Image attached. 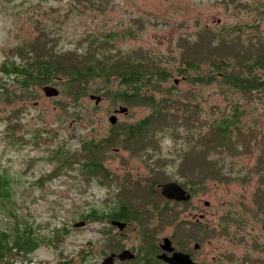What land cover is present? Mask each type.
I'll use <instances>...</instances> for the list:
<instances>
[{
  "label": "rangeland",
  "instance_id": "374dc122",
  "mask_svg": "<svg viewBox=\"0 0 264 264\" xmlns=\"http://www.w3.org/2000/svg\"><path fill=\"white\" fill-rule=\"evenodd\" d=\"M232 1L240 4L234 8L217 0H111L104 13L91 11L73 14L66 17L62 24L55 23L60 18L58 15L43 17L40 14L54 5L65 11L67 6L62 2L0 0V66L12 56V49L36 34V23L39 26L59 24V28L52 32L57 34L56 46L64 50L75 47L78 53L91 46L93 41L103 38L104 34L113 32L116 37L110 48L121 53L132 52L139 57L153 54L166 63L170 72L177 69L180 57L177 50H183L184 45L186 51L196 54L204 72L208 71L210 55L230 58L235 65L236 59L244 58L246 51L240 33L245 30L246 35L253 39L263 38L264 18L259 28L254 29L256 15L242 6L248 0ZM262 5L261 12L264 14V0ZM217 32L221 34L217 35L221 39L218 42L217 37L212 36ZM179 36L194 38L193 45H189L187 39L179 40ZM212 42H216V46ZM4 74L3 70L0 71V92L4 87L16 88V82ZM171 74L169 82L163 87L179 93L182 100L191 98L194 106L204 110L200 118L210 119L218 114L219 107L225 105L214 83L201 87L181 84L178 88L173 81L181 77H177L176 73ZM55 87L61 92L57 97L47 98L43 92H39L40 97L32 102L22 100L13 104L6 101V95H0V166L12 179L14 204L19 213L32 216L39 224L40 236L52 240L50 245L36 250L34 257L46 260L47 264H56L61 255L64 259L74 260L76 264H99L100 237L96 220L86 223L83 228L75 229L72 225L82 220V216L91 208L101 209L104 196L112 197L115 190L125 188L126 184L131 185L142 178L149 179L148 183L178 181L182 175H189L186 173L188 165L199 171L196 166L199 159L201 168L212 173L218 171L216 179L212 178L210 172L207 173L208 178L197 190L199 209L203 212V203H209L206 210L212 224L210 236L199 238L203 250L197 254L198 258L208 256L207 264H264L263 142L234 155H220L199 145L193 146L189 137L193 133L196 139V131L191 126L179 124L177 128L173 124L171 131L178 135L179 140H174L169 132L161 133L160 139H152L139 147L141 154H146L150 149L157 158L162 159L164 164L160 167L163 174L153 173L154 161L148 160V156L122 147H109L104 157L109 179L86 178L76 170L57 171L55 177L48 179L56 165L50 163L49 159L52 158L51 148L58 144L57 138L67 139L69 146L74 147L78 137L80 140L106 137L111 127L115 126H111L108 119L120 106L128 109L126 114L117 115V123L122 127L150 112L148 108L117 103L106 88L108 96L97 105L89 99V95L76 102L78 115L73 118L59 109V104L66 99L62 92L63 83ZM189 90L195 91L194 97L183 94ZM248 110L244 119L249 126L246 129H255L256 125L251 128L250 125L256 122V127L262 129L259 132L263 134L264 98ZM15 119L19 129L14 134H8L9 126ZM25 128L30 130L26 131ZM37 128L43 129L42 137L35 139L45 144L34 148L30 140L34 135L38 136L34 134ZM14 135L19 140L23 135L24 142L16 146ZM12 139V144L7 145ZM8 223L7 216L0 214V228L5 229ZM187 232L190 233L184 226L176 224L168 226L162 235L182 236ZM81 251L86 254L81 255ZM81 257L87 260L81 261ZM212 258H215L213 263Z\"/></svg>",
  "mask_w": 264,
  "mask_h": 264
},
{
  "label": "trees",
  "instance_id": "16d2710c",
  "mask_svg": "<svg viewBox=\"0 0 264 264\" xmlns=\"http://www.w3.org/2000/svg\"><path fill=\"white\" fill-rule=\"evenodd\" d=\"M217 1L234 8L240 4L232 0ZM262 1L248 0L242 3V6H246L247 10L256 15L257 22L253 25L254 29L259 28L260 21L264 18L261 12ZM41 2H62L67 6L65 11L54 5L40 13L43 17L58 15L60 18L56 19L55 23L62 24L66 17H71L73 14H85L91 11L104 13L111 4V0H41ZM35 25L36 34L12 49V56L0 66V71L3 70L5 76L16 82V88L4 87V90L0 92L2 97L6 95V101L13 104H18L22 100L37 101L42 87L46 85L55 87L63 83L62 92L66 99L59 104V109L73 118L78 115L76 102L87 95L89 99L91 95L100 97L101 101L108 96L105 92L106 88L111 91L112 99L117 103L150 110L148 115L127 127L116 123L114 127H111L110 133L100 140L92 137L80 140L78 137L76 146L71 147L67 139L57 138L58 144L51 148L52 158L49 159L50 163L54 162L56 165L47 176L48 179L55 177L57 171L65 170H76L86 178L109 179L110 174L105 167L104 158L105 151L109 147H122L139 155H146L149 157L148 160L154 161L153 173L163 174L164 171L160 167L164 164L162 159L157 158L150 149L146 154H141L139 147L152 139H160L161 133L169 132L174 140H179L178 135L175 136L174 131H171L170 126L173 124L177 128L179 124L191 126L196 131V139L193 133L189 137L192 145H199L220 155L237 154L258 142H263L264 148V130L263 134L259 132L262 129L256 127V122L250 125V128L256 125L255 129L247 130L249 126L244 121L249 112L248 108L254 107V104H258L264 98V37L253 39L247 36L244 30L240 33V39L244 42L246 50L244 58H237L235 61L237 64L234 62L235 65H233L230 58L210 55L206 72L202 70L196 54L186 51L184 45L183 50H177L180 55L177 69L170 72L166 68V63L153 54L139 57L134 56L132 52L121 53L110 48L116 37L113 32L104 34L103 38L93 41L91 46L78 53L74 50L75 47L64 50L56 46L57 34L52 32L59 28V24L46 23L39 26L36 23ZM217 35H221L220 32L212 33L213 37H217L216 42L221 41L220 36ZM182 39L187 37L179 36V40L182 41ZM193 39H187L189 45H193ZM216 42H212V45L216 46ZM171 73H176L177 77H183L186 83L193 87L214 83L217 93L225 100V105L222 108L219 107L218 114L210 119L200 118L204 110L200 106H194L191 98L182 100L178 96L179 93L163 87L172 77ZM177 80L179 79L174 80L173 83ZM58 91L60 94L59 89ZM183 94L193 97L191 90ZM9 127L8 134H14L19 129V123L15 119ZM25 130L30 129L25 128ZM42 131V128L34 130V134H38L30 140L34 148L45 144L44 141L35 139L42 137ZM260 135H262L261 138ZM14 137L16 146L24 142L23 135L20 140L16 135ZM12 142L13 139L9 140L7 145H11ZM196 166L199 171H195L188 165L186 173L189 175H182L176 182L190 190L198 189L208 178L207 173L210 171L200 167L199 159L196 161ZM5 170L0 166V214L7 216L9 223L5 229L0 228V264H14L36 258L33 255L35 251L41 246L50 245L52 240L49 237L40 236L39 224L32 216L19 213L18 207L14 204L13 182ZM217 171L210 172L212 178L216 179ZM141 181L148 182L149 179L142 178ZM40 182L42 181H36V183ZM136 185L133 188H140ZM99 212V208H91L82 216V219L87 222L97 221ZM80 254L86 253L81 251ZM38 260L47 263L46 260ZM80 260L85 261L87 258L81 257ZM56 264L76 263L72 259H64L61 255Z\"/></svg>",
  "mask_w": 264,
  "mask_h": 264
},
{
  "label": "flooded vegetation",
  "instance_id": "af4514ba",
  "mask_svg": "<svg viewBox=\"0 0 264 264\" xmlns=\"http://www.w3.org/2000/svg\"><path fill=\"white\" fill-rule=\"evenodd\" d=\"M181 84H187L183 77L176 81L178 88ZM194 94L193 90V97ZM168 182L148 183L140 179L131 185L126 184V188L115 190L112 197L104 196L96 221L100 237L99 264L108 257H112L113 264H170L166 260L174 253L188 257L191 264H207L208 256L199 259L197 254L203 250L199 238L209 237L212 229L206 210L209 203H203L201 212L198 189L184 188L176 181L172 182L178 183L189 198L187 201L167 199L161 194L160 186ZM135 185L140 188H133ZM147 186L152 188H145ZM81 222L88 223L82 219L74 223L73 228L77 229L75 225ZM114 222L124 224V227L120 230L113 225ZM176 224L184 226L190 233L162 235L168 226ZM165 239L169 240L171 251L162 248ZM124 252L128 254L124 255ZM129 255L133 258H127ZM214 261L212 258L211 263Z\"/></svg>",
  "mask_w": 264,
  "mask_h": 264
},
{
  "label": "water",
  "instance_id": "95a60500",
  "mask_svg": "<svg viewBox=\"0 0 264 264\" xmlns=\"http://www.w3.org/2000/svg\"><path fill=\"white\" fill-rule=\"evenodd\" d=\"M176 83V82H175ZM42 92L45 97L47 98H54L59 95V91L57 88L53 86H44L42 87ZM100 97L91 95L90 100H93L95 104L97 105L100 102ZM127 108L120 106L118 107V110L114 111V114L109 117L108 121L111 124V126H114L117 123V117L116 114H126L127 113ZM161 187V194L166 197L167 199L170 200H175V201H187L189 196H186V192L182 189V187L176 183V182H168ZM85 225V222H81L79 224H76L75 227L81 228ZM113 225H116L119 227L121 230L124 227V224H120L117 222H114ZM164 250L171 251L170 249V242L168 239L164 240V244L162 246ZM128 254L127 252H124V255ZM127 258H133V255L127 256ZM122 259V256H121ZM170 264H191L188 257H185L179 253H174L171 258H168L166 260ZM102 264H113L112 257H108L107 259H104Z\"/></svg>",
  "mask_w": 264,
  "mask_h": 264
},
{
  "label": "built area",
  "instance_id": "2783aa9c",
  "mask_svg": "<svg viewBox=\"0 0 264 264\" xmlns=\"http://www.w3.org/2000/svg\"><path fill=\"white\" fill-rule=\"evenodd\" d=\"M14 264H47L41 260H38L37 258H31L25 262H16Z\"/></svg>",
  "mask_w": 264,
  "mask_h": 264
}]
</instances>
